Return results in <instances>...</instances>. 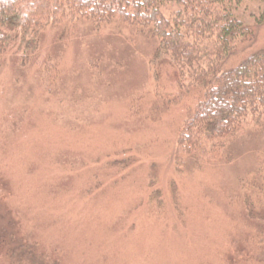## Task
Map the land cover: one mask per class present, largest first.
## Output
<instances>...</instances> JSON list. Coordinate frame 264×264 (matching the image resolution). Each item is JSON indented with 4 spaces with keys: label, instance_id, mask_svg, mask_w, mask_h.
Wrapping results in <instances>:
<instances>
[{
    "label": "rangeland",
    "instance_id": "374dc122",
    "mask_svg": "<svg viewBox=\"0 0 264 264\" xmlns=\"http://www.w3.org/2000/svg\"><path fill=\"white\" fill-rule=\"evenodd\" d=\"M75 31L0 66V264H264V222L241 189L264 163V127L227 161L199 170L185 157L179 171L191 101L162 112L156 89L176 91L177 75L153 66L154 39L82 20ZM263 48L264 24L224 69Z\"/></svg>",
    "mask_w": 264,
    "mask_h": 264
},
{
    "label": "trees",
    "instance_id": "16d2710c",
    "mask_svg": "<svg viewBox=\"0 0 264 264\" xmlns=\"http://www.w3.org/2000/svg\"><path fill=\"white\" fill-rule=\"evenodd\" d=\"M80 20L96 29L115 24L154 39L153 66L167 62L176 70V91L157 88L155 94L162 112L188 97L191 101L177 129L179 171L185 157L199 170L227 161L229 146L241 133L264 127V48L224 69L264 24V0H0V66L10 55L26 64L45 33L62 30L73 36ZM44 74L47 91H54L58 68L47 65ZM241 189L247 215L264 222V163Z\"/></svg>",
    "mask_w": 264,
    "mask_h": 264
}]
</instances>
